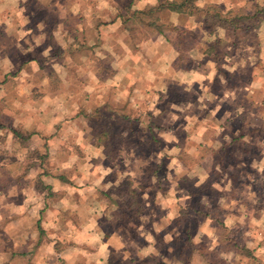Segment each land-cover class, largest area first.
Here are the masks:
<instances>
[{
  "label": "rangeland",
  "instance_id": "374dc122",
  "mask_svg": "<svg viewBox=\"0 0 264 264\" xmlns=\"http://www.w3.org/2000/svg\"><path fill=\"white\" fill-rule=\"evenodd\" d=\"M115 1L121 9L127 7L123 3L128 0ZM74 3L75 0H45L44 3L0 0V112L4 115L0 117V126L7 127L13 122L17 128L42 132L44 136L50 134L47 131L50 128L53 131L50 135H56L54 141L61 148H65V143L71 147L79 142L78 149L57 147L51 154L64 159L74 152L79 161L84 160L80 169L87 174L86 166L96 168L88 143L99 140L104 145L112 163L105 162L103 166L98 161L95 163L99 166L97 174H107V197L113 202V211L99 225L105 228L100 226L104 237L111 233L126 237L124 250L115 251L112 264H264V55L261 51L264 16L246 22L250 29L245 31H233L214 23V14L218 12H229L230 16L253 14L264 7V0H195L194 23L187 21L188 14L179 22L185 26L181 28H190L197 36L196 40L190 36L183 40L184 48L195 44L187 52L192 61L172 48L171 55L176 56V66H194L197 72H211L212 82L207 81L205 87L204 77L195 74L191 91L177 85L166 90L169 101L166 96L162 101L152 96L146 81L142 80L144 74L134 85L130 80L126 83L123 97L117 95L112 85L88 96L87 81L98 72L102 81L111 73L99 69L90 53L75 50V39L81 42L75 33L77 26H82L86 44L94 35L88 31V22H79L72 16ZM150 8H141L147 14L126 23L127 43L143 47L138 46L145 51L146 66H153L159 60L153 52L157 54L163 49L161 44H165V36L159 35L150 22L163 26L165 34L176 39L171 11L163 9L151 15ZM126 11L129 16L133 8ZM212 43L213 52L205 58L201 51ZM32 60L38 61L35 68L25 66ZM98 65L101 64L98 62ZM44 78L49 83L44 84ZM204 88L207 91L202 95L200 91ZM20 89L27 91L19 95ZM44 92L63 95L67 112H49L53 105L47 112L26 109L29 97L33 99L31 104H39L36 110L43 109L45 103L41 104L39 99ZM152 98L157 99L158 106L181 110L171 112V142L176 143L171 147V189L181 183L182 192L196 197L186 208L181 207L182 214L178 213L171 221L163 238L155 235L156 245L149 248L146 234L149 230L137 231L141 220L149 216L148 211L142 212L139 188L143 186L152 192L159 184L167 187V160L159 161L156 156L157 149L163 147L160 136L170 127L158 126L160 119L149 112ZM7 107L16 118L11 112H4ZM71 124L79 128L76 131L79 133L70 131ZM29 141L10 149L9 155L0 149V159L5 156L28 159L2 167L0 186L7 188L13 182L23 183L29 163L36 157L49 156L47 147L27 151ZM97 209L101 213V208L97 206ZM144 245V253L140 249L141 256L137 255L138 248ZM242 246L253 253L250 256L247 252L241 253Z\"/></svg>",
  "mask_w": 264,
  "mask_h": 264
},
{
  "label": "crops",
  "instance_id": "0c3cea01",
  "mask_svg": "<svg viewBox=\"0 0 264 264\" xmlns=\"http://www.w3.org/2000/svg\"><path fill=\"white\" fill-rule=\"evenodd\" d=\"M40 1L44 3L45 0ZM158 1L128 0V2L123 3L127 7L121 9V6L116 5L118 2L115 0H75L72 16L77 17L79 22H88L90 27L88 31L97 37L95 39L93 36V39L88 42L89 44H86L84 40L87 38L86 34L83 33L82 26H79V28L77 26L75 33H77L76 35L81 42L75 39V44L77 45L75 50L81 54H84V51L90 53L91 56L95 57V63H97L96 66L98 68L100 67L104 72L109 70L111 73L108 78L102 81V76L98 72L92 77V82H85L88 85L86 90L88 96L101 91L102 87L106 88L112 85L116 89L115 91L118 92L117 95L123 97L127 89L126 83L130 80L133 83L131 85H134L137 80L141 79L143 74L145 78L143 77L142 80L146 81L145 83L149 86L152 96H157V99L161 101L165 96L168 100L167 89L171 85H177L191 91V86L195 79L193 75L195 74H200V76L204 77L203 84H201L205 87L207 86V81L208 84L212 82L210 79L211 72L209 71L200 72L198 70L197 72L194 66L190 68L176 66V56L171 55V48L175 52L177 49L168 43L165 37H163L165 44H161L163 49L159 50L157 54L153 52L155 56L159 57V60L154 61L153 66H146L148 64L143 59V52L145 51L138 48L139 45L135 46L127 43L126 23L129 22L127 19L129 17L126 10L130 12L133 8L132 13H134L136 9L140 11L145 6H155V4L159 3ZM138 6L141 7L138 8ZM185 17V13L171 12V21L179 28L185 27L179 23ZM187 17L188 22L194 23L193 15H187ZM196 22L199 23V20H196ZM159 35L164 36L160 33ZM89 38L88 36V40ZM199 39H201L200 36ZM160 42L163 43L162 41ZM151 45L147 47V52H149L148 48ZM261 51L264 55V46H262ZM201 52L205 58L209 55V53H206V49ZM165 57H169L170 60H164ZM100 58L103 60L100 61ZM98 62L102 66L98 65ZM35 64H38V61L32 60L25 66L35 68ZM39 66L43 67V64L41 65L40 63ZM200 78L202 79V77ZM43 80L45 81L44 84L49 83L46 78ZM99 84L101 85L99 86ZM204 90L205 88L200 91V94L203 95L204 92L205 95L207 89ZM26 91L20 89L17 94L23 95ZM63 97V95L56 93L44 92L39 99V101H42L41 104L45 103L43 109L36 110L39 104H31L33 99L30 97L27 98L29 103H27L26 109L33 111L31 108H34L35 112H47L53 105L54 108L50 109L49 112H67L62 103ZM119 97H116V100H119ZM138 98L140 97L138 96ZM157 99L152 98L153 104H151L153 106L150 107L149 112H153V115H157V119H160L158 126H170L169 130H166L160 136V142L161 144L163 143V147H161L162 151H160L161 148L157 149L159 152L158 156H156L159 161L161 159L167 160L165 169H167L168 173L166 180L168 185L163 188L159 184L152 192L143 186L139 188L141 191V200L139 202L142 212L144 214V212L148 211L149 216L147 214L146 217L148 218L145 220L143 218V220L140 219L141 222L137 231L149 230L146 233L149 248L156 245L154 241L158 234L162 237L170 229L171 221L175 219L181 207L186 208V206L190 205L191 200L196 197L193 193L182 192L183 186L181 183L176 184L175 189H171V147L176 146L175 142V145L171 142V112H180L181 110H176L179 108L171 110V106L167 108L158 106L155 102ZM9 109L10 107H7L4 112H11ZM26 111L24 110L23 112ZM72 111L80 112L78 109H72ZM11 113L16 118L13 111ZM20 115L19 113L17 117H20ZM0 117H4L1 112ZM70 126L72 133H79L76 132L79 129L78 127L72 126V124ZM54 127L56 128V126ZM152 127L154 129V125ZM15 128L17 127L13 122L7 127L0 126V130L3 131L2 134L0 132V149L2 148L7 155L10 154V149H14L18 144L22 145L12 132ZM23 129L32 133L28 139L30 140V147L23 148L28 151V149L37 150L47 147L49 150L47 152L49 154L47 157L48 164H42L39 158L36 157L29 163L28 171L22 177L23 183L13 182L7 188L0 186V264H112L114 257H116L115 251L124 250L126 246L124 239L126 237L121 233H111L108 237H104L103 230L105 228L101 224L99 225L100 220L113 211V202L106 194L107 174H97L99 166L95 163L98 161L101 166L105 162L112 163L105 153L104 145L99 140L88 143V149H90L93 157L91 161H93L96 168L86 166L87 171H89V174H87L80 169V164H85L84 160L79 161L74 152L71 151V156H67L64 159H61L59 155L51 154L57 147L60 150L67 148L78 149L80 147L79 142L76 141V144L73 143L71 147H67L68 145L65 143V148H61L56 144L59 142L54 141L57 139L56 135H50L53 133L52 129L49 128L47 130L50 134L46 136L42 132L38 134L30 129L24 127ZM34 139H39V141H34ZM19 160L21 163L28 161L25 156L16 158L5 156L1 158L0 170L4 171L2 167L15 165ZM12 173L15 175V171H12ZM38 177L43 185L51 188L50 191L37 188L36 181ZM158 181L161 182V180ZM97 206L101 208V213L98 211ZM100 226H102L103 230ZM64 239L68 241L67 244ZM152 242L154 243L152 244ZM145 247V245L143 248L139 247L137 255L141 256L140 249L144 253Z\"/></svg>",
  "mask_w": 264,
  "mask_h": 264
},
{
  "label": "trees",
  "instance_id": "16d2710c",
  "mask_svg": "<svg viewBox=\"0 0 264 264\" xmlns=\"http://www.w3.org/2000/svg\"><path fill=\"white\" fill-rule=\"evenodd\" d=\"M194 2H195V0H172L171 2H168L167 4H165V3L161 4L159 2L160 4L158 3L157 5L150 8V10L148 11V14L152 15V14H155L157 12L162 11L163 9H167V10H170L171 12H174V13H185L188 15H194L193 9L196 7L194 5ZM144 14H147V13L143 12V11H135L134 13H131V15L128 16L129 18H127V19L130 20V19H135L138 17L140 18ZM230 15H231V13H229V12L227 14H223L222 12H218V13L214 14V16L216 17V20L214 21V23H216L218 26H222L225 28H231L233 31H236L238 29H240L241 31H245L246 29H250L249 24L248 23L246 24V22H248L249 20H255L254 18H257V20L259 18V20H260L261 17L264 16V7L258 8L253 14H250V13L238 14L236 16L235 15L230 16ZM149 25L152 27H155L160 34H163L165 36L167 42L172 44L177 49V51H179L181 53L183 52L184 58L191 60L189 55H187V52L194 49L195 44H191L189 47L184 48L185 42H183V40L188 39L189 36L192 37V39L196 40L197 36L195 35V33L192 30L173 26L172 30L176 34V39H175V38L165 34L163 26H161L155 22H150ZM213 49H214V44L212 43L211 46L210 45L208 46L206 53L213 52L212 51ZM12 132L17 137V139H19L21 144H23L25 141H28V139L32 135L31 132L25 131L22 128H15L12 130ZM47 157H48L47 154L39 157L40 158L39 160L42 162V164H46ZM36 182H37V188L39 190H49V191L51 190V188H49V186L43 185V183L41 182L39 177L37 178ZM106 194H107V192H106ZM182 212L183 211L181 209L179 211V215H181ZM187 234H188L187 238L190 239L191 236H190L189 228L187 229ZM238 248H239V246H238ZM239 251H241V253L247 252L248 253L247 255H249V256H250V254L253 253L246 246H242Z\"/></svg>",
  "mask_w": 264,
  "mask_h": 264
}]
</instances>
